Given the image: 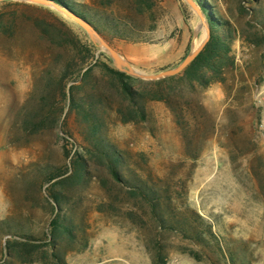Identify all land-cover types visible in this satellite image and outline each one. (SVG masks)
Returning a JSON list of instances; mask_svg holds the SVG:
<instances>
[{
	"label": "rangeland",
	"instance_id": "obj_1",
	"mask_svg": "<svg viewBox=\"0 0 264 264\" xmlns=\"http://www.w3.org/2000/svg\"><path fill=\"white\" fill-rule=\"evenodd\" d=\"M72 1L91 6L89 0ZM155 2L156 29L145 31L142 42L100 34L132 68L147 75L178 66L205 35L203 28L196 30L198 18L183 0ZM209 3L218 19L237 29L247 28V21H261L264 27V0ZM239 4L246 13H240ZM112 12L136 20L144 30L148 25L124 2ZM53 13L80 38L86 35ZM36 15L0 6V262L17 264L4 246L11 234L43 239L58 213L75 232L74 243L67 246L72 250L58 246L65 264H153L154 249L166 264H264V132L253 104L255 86L264 81L263 49L233 42L237 70L225 86L197 91L193 99L200 106L193 107L186 130L159 102L146 104V123H120L113 111L114 91L93 68L75 93L100 95L104 101L94 112L105 147L124 157L121 171H126L119 183L86 154L87 129L81 119L75 113L65 117L67 103L55 80L74 51L40 35L36 19L59 24ZM96 49V56L110 59ZM66 150L86 160L85 174L78 184L65 186L56 206L46 191L48 176L69 166ZM144 182L164 197L157 211L166 219L163 226L128 192ZM206 229L214 238L199 234Z\"/></svg>",
	"mask_w": 264,
	"mask_h": 264
},
{
	"label": "trees",
	"instance_id": "obj_2",
	"mask_svg": "<svg viewBox=\"0 0 264 264\" xmlns=\"http://www.w3.org/2000/svg\"><path fill=\"white\" fill-rule=\"evenodd\" d=\"M52 1L82 17L98 33L101 35L104 33L110 39L140 43L143 41L142 35L145 31L152 32L156 29V19L153 13L156 6L155 0H89L91 6L72 0ZM195 1L207 19L210 37L204 48L182 73L156 81L140 80L116 70L110 59L105 58L106 61L101 59L103 54L96 56V46L90 42L86 35L80 38L53 11L21 2L5 1L0 3V6L13 8L14 12L19 10L22 13H31L32 15L50 16L59 24L55 26L46 23L44 19H36L34 22V26L40 35L46 37L52 44H62L63 42L74 51L73 56L64 64L55 80L61 98L67 103L65 117L75 113L81 119L87 129L86 142L88 147L85 148L86 154L105 166L110 177L116 182L120 183L123 180L122 172L126 170L124 168L121 171V168L124 167L125 161L124 157L114 148L109 146L106 148L102 137L99 136L102 126L94 111L96 104L102 105L104 101L100 95L94 98L87 92L79 97L75 93V89L83 88L87 84L93 68L100 70L106 78L108 90L114 91L116 103L113 111L120 123L125 125L146 123L148 120L146 104L159 102L163 103L173 114L176 125L182 130H186L185 128H189L193 122V107L200 106L193 99L197 91L208 89L217 84L225 86L228 83L229 74L237 70L232 47L236 39L248 44V46L262 48L261 56L264 60V27L261 21L257 23L247 21V28L237 29L229 21L218 19L215 16L209 0ZM120 2L126 3L132 13L138 17H146L148 25L145 30L141 28L143 25L136 20L128 16L118 17L112 12V8ZM238 9L240 13L247 11L240 4ZM59 26L66 28L68 34H64ZM1 27L0 21V30ZM71 80L77 81L78 84L69 85ZM65 156L70 159L69 166L66 165L48 176L51 183L46 191L49 199L56 206L61 203V191L65 186L78 184L85 174L86 160L80 154H71L70 150H66ZM128 192L132 199H140L143 207H147L148 211L154 215L157 223L160 224L159 227L161 224L163 226L166 219L162 217L163 215H157L164 199L160 191L144 182L142 185H135ZM53 211L54 208L52 207ZM7 233V235L11 234L10 231ZM48 233L49 235L44 234L43 239L11 234L13 237L6 239L4 244L7 257L17 264H65L58 254V246L62 245L64 249L68 250L69 247L67 246L74 243V226L69 219L65 221L56 213L48 224ZM199 234L201 236L206 234L208 237L214 238L210 230L207 229ZM153 252V264H166L165 257L160 251L154 249ZM191 256L195 260H200L198 253H191ZM0 264H10V262L3 260Z\"/></svg>",
	"mask_w": 264,
	"mask_h": 264
},
{
	"label": "water",
	"instance_id": "obj_3",
	"mask_svg": "<svg viewBox=\"0 0 264 264\" xmlns=\"http://www.w3.org/2000/svg\"><path fill=\"white\" fill-rule=\"evenodd\" d=\"M5 1L21 2L27 4L37 5L46 9H49L57 14L73 21L76 23L87 35L90 42L98 47L101 51L108 54L112 64L116 70L123 72L134 78H138L144 81H156L166 77H172L178 75L184 71V69L194 60V58L199 54V52L204 48L206 42L210 37V28L207 22V19L201 10L200 6L196 3L195 0H183L184 3L194 12L198 18V25L196 30L204 29L205 35L203 40L192 49L188 55L182 60V62L168 70H164L157 74H143L134 68L120 55V53L115 50L95 28L85 19L76 15L75 13L69 11L68 9L56 4L52 0H0V3Z\"/></svg>",
	"mask_w": 264,
	"mask_h": 264
},
{
	"label": "built area",
	"instance_id": "obj_4",
	"mask_svg": "<svg viewBox=\"0 0 264 264\" xmlns=\"http://www.w3.org/2000/svg\"><path fill=\"white\" fill-rule=\"evenodd\" d=\"M253 104L259 114L260 129L264 132V81L255 86Z\"/></svg>",
	"mask_w": 264,
	"mask_h": 264
}]
</instances>
